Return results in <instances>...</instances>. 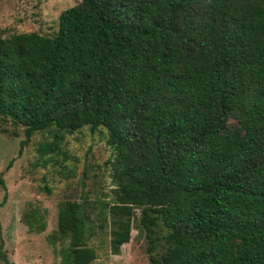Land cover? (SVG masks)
<instances>
[{"label": "trees", "instance_id": "trees-1", "mask_svg": "<svg viewBox=\"0 0 264 264\" xmlns=\"http://www.w3.org/2000/svg\"><path fill=\"white\" fill-rule=\"evenodd\" d=\"M0 123L17 154L104 133L111 196L59 201L63 264L95 258L93 210L112 254L138 210L150 264H264V0H79L51 35L0 36Z\"/></svg>", "mask_w": 264, "mask_h": 264}, {"label": "rangeland", "instance_id": "rangeland-1", "mask_svg": "<svg viewBox=\"0 0 264 264\" xmlns=\"http://www.w3.org/2000/svg\"><path fill=\"white\" fill-rule=\"evenodd\" d=\"M79 0H0V36L35 31L51 35L57 16ZM50 130V129H49ZM24 139L21 127L0 123V238L11 264H63L62 250L68 238H59L56 214L61 200L105 201L113 185L105 161L111 156L101 130L89 132L82 127L63 133L57 148L43 153L40 144L52 140L47 130ZM11 160L6 169L8 161ZM33 210L35 223L28 228L24 213ZM95 210L85 243L95 258L89 264H150L147 239L137 224L138 210L129 239L117 254L109 249L108 228L97 226ZM42 227L38 228L37 224Z\"/></svg>", "mask_w": 264, "mask_h": 264}]
</instances>
